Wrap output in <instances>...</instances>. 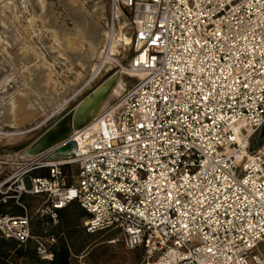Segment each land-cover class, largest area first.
<instances>
[{"label": "built area", "instance_id": "1", "mask_svg": "<svg viewBox=\"0 0 264 264\" xmlns=\"http://www.w3.org/2000/svg\"><path fill=\"white\" fill-rule=\"evenodd\" d=\"M126 8L125 69L144 75L65 154L0 175V237L32 239L47 260L76 202L86 233L115 231L143 264H264V139L248 149L264 124V0H110L112 26Z\"/></svg>", "mask_w": 264, "mask_h": 264}, {"label": "rangeland", "instance_id": "2", "mask_svg": "<svg viewBox=\"0 0 264 264\" xmlns=\"http://www.w3.org/2000/svg\"><path fill=\"white\" fill-rule=\"evenodd\" d=\"M118 18L112 26L110 0H0V131L13 130L4 114L20 94L26 97V106L32 113L28 126L37 127L31 137L13 143L0 135V175L19 166L28 157L24 156L26 148L72 111L108 76L118 73L125 83L108 103L116 101L135 83L137 78L125 69L131 48L129 43L121 40L115 43L114 52L110 55L112 59L105 64L99 76L91 83L87 82L93 67L99 62V52L104 48L107 33L113 28L129 38L133 34L128 11L122 9ZM89 42L98 44L93 53ZM65 100L66 104L61 107ZM256 138L257 134L251 140L249 150ZM55 152L56 149H52L48 153L53 155ZM85 218L79 219L82 227ZM32 220L36 222L35 216ZM33 229L34 235L41 233V230L37 232L38 223ZM91 234L95 235L92 242L100 243L99 246L91 253L85 251L73 257L74 264H143L142 250H126L115 231ZM105 234L109 235V240L103 239ZM257 251L264 256L262 243ZM23 263L24 260L19 259L16 264ZM249 263L253 264L251 260Z\"/></svg>", "mask_w": 264, "mask_h": 264}, {"label": "bare ground", "instance_id": "3", "mask_svg": "<svg viewBox=\"0 0 264 264\" xmlns=\"http://www.w3.org/2000/svg\"><path fill=\"white\" fill-rule=\"evenodd\" d=\"M90 40L91 39H89V41ZM119 40L123 41V43L125 44L130 42V38L127 35H125L123 32H115V30L112 28L109 33H107L106 43L104 45V48H102L103 50L99 52V64L94 68L95 71L103 66L104 63L106 64L109 60L112 59L110 55L114 52L113 47ZM95 42H89L92 53L98 49V44ZM133 75L139 78L142 77L144 73L139 71L133 73ZM92 78L93 73L91 76H89L87 82L92 81ZM124 86L125 83L123 79L119 77L118 73H114L108 76L100 84H98L92 90V92L87 95L72 111L61 117L56 125H54L50 130L48 129L49 131L45 132L42 135L40 134V136L37 137L26 148L24 156L29 157L38 153L49 152L52 149H57V151L52 156L65 154L68 150L66 149L64 142L73 132V130L81 128L91 122L101 111H103L107 107L108 100L112 97V95L114 93L120 92ZM25 102L26 97L20 94L18 99H16L9 106L7 104L8 107L7 109H5L4 115L7 118H5V120H7V122H9L13 126V130L10 132L0 131V135L4 136L6 138V141L9 143L21 141L25 138L31 137L37 128L36 126H28V121L31 119L32 113L26 106ZM66 102L67 101L65 100L64 103L61 104V107L66 104ZM47 103H49V100H47ZM57 109L58 107L55 109V111ZM64 127L68 129L67 138L53 142L52 140L57 132H59ZM54 144L58 145L52 148Z\"/></svg>", "mask_w": 264, "mask_h": 264}, {"label": "trees", "instance_id": "4", "mask_svg": "<svg viewBox=\"0 0 264 264\" xmlns=\"http://www.w3.org/2000/svg\"><path fill=\"white\" fill-rule=\"evenodd\" d=\"M0 210H4L2 206ZM84 217L86 212L76 202H70L59 210L58 224L52 230L56 241L51 247V257L47 260L39 258L32 239L25 244H19L13 239L0 237V264H16L19 259L24 260L23 264H74L73 257L85 251L91 253L100 244L92 242L95 235L85 233L79 221ZM103 236L104 240L110 239L108 234Z\"/></svg>", "mask_w": 264, "mask_h": 264}, {"label": "crops", "instance_id": "5", "mask_svg": "<svg viewBox=\"0 0 264 264\" xmlns=\"http://www.w3.org/2000/svg\"><path fill=\"white\" fill-rule=\"evenodd\" d=\"M53 96V95H52ZM53 97H55V96H53ZM57 101H55L54 103H56ZM4 117L6 118V116L4 115ZM7 119V118H6ZM7 121V120H6ZM24 198H25V201L27 202V204L29 205V207L32 209V207H35V206H37V205H39V204H42L43 203V200H44V196L43 195H26V196H24ZM33 203H35V205L34 206H32V204ZM2 208H4V207H2ZM35 221L36 222H34L33 220H32V232H33V234L35 233L34 232V225L36 224V223H38V225H39V229L37 230V229H35V231L37 230V232L39 233L40 232V230H41V219H36L35 218ZM35 223V224H34ZM37 235V234H36Z\"/></svg>", "mask_w": 264, "mask_h": 264}, {"label": "water", "instance_id": "6", "mask_svg": "<svg viewBox=\"0 0 264 264\" xmlns=\"http://www.w3.org/2000/svg\"><path fill=\"white\" fill-rule=\"evenodd\" d=\"M126 10L128 11L129 8H126ZM67 135H68V129L66 127H64L59 132H57V134L55 135V137L53 138L52 141L56 142V141L62 140L64 138H67ZM263 139H264V124L259 129V131L257 133L256 141L252 146L253 147L257 146Z\"/></svg>", "mask_w": 264, "mask_h": 264}]
</instances>
